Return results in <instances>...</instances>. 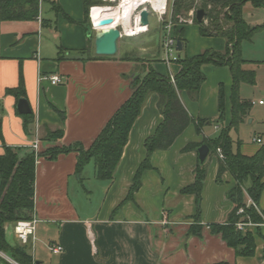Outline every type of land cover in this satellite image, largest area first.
I'll return each mask as SVG.
<instances>
[{
  "label": "crops",
  "instance_id": "crops-1",
  "mask_svg": "<svg viewBox=\"0 0 264 264\" xmlns=\"http://www.w3.org/2000/svg\"><path fill=\"white\" fill-rule=\"evenodd\" d=\"M55 7L60 11L56 12ZM84 18V0H39L36 20L0 22V117L6 146L29 148L37 137L41 154L48 149L68 148L74 144L88 149L130 97L132 77L142 74L141 64L134 59L143 55L156 58L151 67L162 76H174L179 71L177 64L166 66L163 63L162 52L157 47L154 52L133 56L135 50L125 46L117 57L87 59V56H96L95 32L90 40L83 27ZM193 25L177 26L185 28L183 51L187 47V28H196L201 38L197 47L186 56L199 55L206 50L225 53L227 43L224 38L201 37L198 27ZM159 26L157 21L152 28L157 31ZM253 38L247 43L252 44ZM250 53L253 52L244 53L241 46V56L246 61L242 69L254 72L250 66L256 60L250 58ZM126 58L130 60L126 61ZM19 72L25 99L34 117L31 134L25 132L23 118L17 114V101L5 94L7 89L18 86ZM202 72L206 81L198 97L194 99L182 92L179 98L193 119L213 124L212 134L209 133L210 124L201 134H197L191 124L169 149L154 152L150 162L153 169L143 172L141 186L131 200L126 198L136 170L146 156L144 141L153 135L162 120L157 94L148 96L134 122L112 182L96 178L92 161L77 175L75 152L61 154L54 160L45 156L35 160L33 217L37 224L35 240L26 245L35 263L264 264V217L259 227L249 229L255 242L252 257H236L219 235L210 232L209 227L224 224L234 208L227 198L235 184L232 176L224 172L221 183H216L220 165L216 152H209L205 161L206 177L201 193L200 222L197 223L201 233L199 236L189 233L190 226L195 223L192 219L196 213L195 197L181 195L180 191L193 183L197 149L203 140L228 128L232 150H239L247 157L253 156L264 144L252 143V139L243 144L238 140L235 142L231 136L233 131L237 132L241 126H251L255 120L249 117L247 110L243 122L237 128H230L232 78L229 68L205 65ZM50 76H59L61 84L54 86L45 80L38 81L39 77ZM220 91L224 106L222 120H219ZM240 91L241 85L239 98L246 102ZM54 131H62V138L45 141L47 132ZM252 138L263 141L260 136ZM2 153L0 142V155ZM96 192L100 197L94 213H89L93 200L86 193ZM257 210L264 212V190ZM42 229L52 235L49 238L38 235ZM4 233L10 246L21 245L13 234V224H6ZM50 244L62 247V252L51 254L47 249ZM33 245L34 249H27ZM43 248L52 255L53 261L44 262L40 254Z\"/></svg>",
  "mask_w": 264,
  "mask_h": 264
},
{
  "label": "trees",
  "instance_id": "trees-1",
  "mask_svg": "<svg viewBox=\"0 0 264 264\" xmlns=\"http://www.w3.org/2000/svg\"><path fill=\"white\" fill-rule=\"evenodd\" d=\"M198 2L199 4L195 5V0H170L169 11L172 19L176 21L177 16H184L191 9L204 10L203 21L197 23L194 19V25L198 27V33L201 37L224 38L227 43L225 53L206 50L192 57L181 56L178 53L177 60L173 63L179 66V71L174 75V83H171L169 75L162 76L151 67V63L157 61L156 58L141 59L142 56H140L134 59L141 64L142 74L132 77L130 97L109 119L91 146L84 149L81 145L74 144L68 148H52L42 154L39 153L38 157L45 156L54 160L61 154L75 152L77 154L75 164L77 175L82 172L88 162L92 161L96 178L101 181L112 182L134 122L140 116L148 96L153 93L157 94L162 120L153 135L144 141L146 156L136 170L126 198V200H131L133 194L141 186L143 172L153 169L150 162L154 152L169 149L191 124L194 125L197 134H201L206 125H212L211 122L205 120L193 119L179 98L182 92L194 99L198 97L200 88L206 81L202 72V67L205 65H225L229 68L232 78L230 128H237L243 122L250 106L249 103L240 101L239 86L241 84L253 85L255 82L254 72L242 69L246 61L241 56V44L250 41L255 34L264 31V22L256 26H249L245 23L242 17V8L247 3H250L254 8L264 7V0H199ZM99 4L98 0H84L83 27L90 40L94 31L89 20V10ZM55 9L56 12L60 11L58 7ZM38 12L39 0H0V22L34 21L38 17ZM67 20L69 21V19ZM164 24H160L159 29L155 31V34H159V36L154 38L156 47L160 49V52H162ZM176 29L177 26L173 28L172 36L176 41L182 42L185 47L183 29L178 30V32ZM87 50L83 54H86ZM87 59H103V57L91 58L87 56ZM125 60L129 61L130 59L126 58ZM5 94L13 96L17 102L19 99H25L21 72H19L18 86L7 89ZM223 110V94L220 91L219 120L223 118ZM18 115L23 118L25 132L31 134L34 125L33 114ZM229 131L230 129L223 128L217 136L204 139L202 143L208 147L210 152H216L217 149H220L223 155V159L220 160L216 183H221L224 172H228L235 182L233 188L227 193L228 200L234 205L227 221L224 224L211 225L209 228L211 234L221 237L227 247L234 251L236 257H252L255 252L253 234L247 229L245 231L237 230L236 224L248 221L258 225L263 223L264 212L260 213L251 205L248 206L245 196L257 206L264 190V144L253 156H244L239 150H232ZM62 136V131L47 132L45 141H57ZM0 142L3 146V153L0 155V264H35L31 255L28 254L26 246H10L4 233L6 224L33 219L35 155L29 148H14L3 143L1 117ZM193 176V183L182 189L180 194L195 197L196 213L192 218L195 223L190 226L189 233L199 236L201 227L197 223L200 222L201 193L206 177L205 163L201 165L197 161ZM239 209H243V213L238 215ZM1 255L6 256L13 263Z\"/></svg>",
  "mask_w": 264,
  "mask_h": 264
},
{
  "label": "rangeland",
  "instance_id": "rangeland-1",
  "mask_svg": "<svg viewBox=\"0 0 264 264\" xmlns=\"http://www.w3.org/2000/svg\"><path fill=\"white\" fill-rule=\"evenodd\" d=\"M198 1L199 0L196 1L195 5L199 4ZM242 15L247 24L256 26L257 24H261L262 22H264V7L254 8L250 3H247L242 9ZM156 22H157L156 17L150 16L149 17L150 27L148 26L149 28L146 33L130 38L129 37L120 38L117 42V53L114 57L119 56V51L122 49V47L125 46L135 50L137 54L133 53L132 54L133 56L134 55L139 56L142 54L154 52V49L156 48V43H155L156 41L154 38L159 36V34H155V31L152 28L153 25L156 24ZM184 26H188V25H184ZM180 29L184 30L185 28H177L176 32H178V30ZM195 29L196 28L186 29L185 39L187 41V47L185 51H182L180 53L181 56L188 55L190 53L189 51L195 49V47H197V42L201 40V38L197 35ZM241 46L244 53H247L248 50L249 52L252 51L253 53H250L251 54L250 58L256 60V63H253L250 66V68L255 72V83L253 85L241 84V91H240L241 98L245 100L247 103H251L247 113L249 117L255 121L251 126L248 125V126L239 127V130L237 132L233 131L231 133V136L235 142L238 140L240 143L243 144L250 143L253 136H260L261 139L263 140L262 142H264V106L262 107L257 105L258 100H261L264 105V31L254 35L252 44L243 42ZM140 58L144 59L147 57L143 55ZM252 102L256 104H252ZM212 125L209 129L210 134H212L213 131ZM91 195L86 193V196L92 197L93 200L89 213H94V209L97 205L96 202L100 196L98 193ZM40 233L38 235L43 236L45 238H49L52 235L50 232H46L45 230H43V232ZM34 247H35L34 245L32 248L31 246H27V249L28 250L34 249ZM37 248L39 247L37 246ZM41 251L42 252L40 251L39 252L40 254L43 255L44 262L49 261V259H52L51 261H53L54 258H52V255L47 250L43 248V250ZM2 257L6 260H9L4 255H2Z\"/></svg>",
  "mask_w": 264,
  "mask_h": 264
},
{
  "label": "built area",
  "instance_id": "built-area-1",
  "mask_svg": "<svg viewBox=\"0 0 264 264\" xmlns=\"http://www.w3.org/2000/svg\"><path fill=\"white\" fill-rule=\"evenodd\" d=\"M100 4L98 6H93L89 10V20L92 26V29L94 32L98 31L93 19L91 17L92 10L95 8L98 9H113V8H119L121 5V2L123 0H98ZM197 1V0H195ZM170 6V0H153V1H143L139 3L132 13L131 20L134 27L139 26L138 30L134 29L132 32L127 33L123 26L116 25L114 28H117L120 31V38L123 37H135L139 36L141 34H144L147 32L148 27H143L140 25V17L139 12L143 9H146L150 16H155L157 21L164 24L163 33L164 37L162 40V55H163V63L166 66H169L173 64L177 60V54L176 51V40L172 36V30L175 26L178 25H193L194 19H195V13L197 9L190 10L185 16H177L176 21H174L170 15L169 11ZM140 10V11H139ZM142 27V28H140ZM139 29H143V31H139ZM231 48V45H229ZM171 83H174V76L169 75ZM48 81L51 85H59L61 84V78L59 76H50V77H39L38 81ZM252 104H255L252 102ZM259 105H262L263 102L259 101ZM252 143L255 144H262V141L258 138H252ZM29 149H31L34 152L35 160H37L39 155V139L36 137L34 142L29 146ZM216 154L218 155L219 159H223V155L221 153L220 149L216 150ZM247 205H251L255 209H257V206L254 202H252L249 198L247 199ZM243 209H239L237 214H242ZM36 224L37 220L33 217L31 221H18L15 224H13V234L16 238V240L21 245H28L30 241H34V235L36 230ZM260 225L254 224L250 221L248 222H239L236 224V228L239 231H245L246 229H252L259 227ZM48 251L53 255H58L62 252V247L50 244L47 246Z\"/></svg>",
  "mask_w": 264,
  "mask_h": 264
},
{
  "label": "water",
  "instance_id": "water-1",
  "mask_svg": "<svg viewBox=\"0 0 264 264\" xmlns=\"http://www.w3.org/2000/svg\"><path fill=\"white\" fill-rule=\"evenodd\" d=\"M205 12L198 9L195 13V20L201 23L204 19ZM140 25L143 27L149 26V13L146 9L139 12ZM98 27H108L102 31H96L93 37L94 54L98 57L112 58L117 53V42L120 39V31L112 27V20L106 19L98 23ZM176 51L181 53L183 51V44L176 41ZM16 110L20 115H29L31 113L28 102L25 99H19L16 105ZM209 149L205 144H202L197 149V159L199 164H204L209 154ZM35 264H40L36 262Z\"/></svg>",
  "mask_w": 264,
  "mask_h": 264
},
{
  "label": "bare ground",
  "instance_id": "bare-ground-1",
  "mask_svg": "<svg viewBox=\"0 0 264 264\" xmlns=\"http://www.w3.org/2000/svg\"><path fill=\"white\" fill-rule=\"evenodd\" d=\"M147 0H123L119 8L113 9H98L95 8L92 10L91 17L98 31H102L107 29L106 27H98V23L102 20L111 19L112 27L116 25H121L124 27L127 33L132 32V30L139 28V26L134 27L132 24L131 16L134 12L135 7ZM153 1V0H149ZM142 28V27H140ZM139 31H143V29H139Z\"/></svg>",
  "mask_w": 264,
  "mask_h": 264
}]
</instances>
